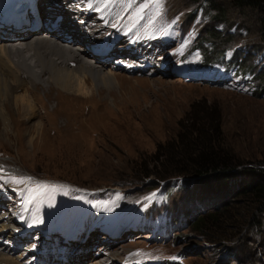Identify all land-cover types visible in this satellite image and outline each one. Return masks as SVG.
Instances as JSON below:
<instances>
[{
    "label": "rangeland",
    "instance_id": "374dc122",
    "mask_svg": "<svg viewBox=\"0 0 264 264\" xmlns=\"http://www.w3.org/2000/svg\"><path fill=\"white\" fill-rule=\"evenodd\" d=\"M101 2H110L108 11L111 10L104 40L117 27L114 40L123 39L131 47L138 45L144 51L140 62H147L135 71L105 65L104 73L113 79L111 85H98L90 76L85 90L76 95L40 80H36L35 86L29 84L27 93L14 86L10 99L13 122L8 127L0 123V197L6 199L5 210L14 212L7 220L20 226L29 212L38 216L28 245L38 240L41 254L44 247L53 254L56 244L51 237L76 242L87 224L96 220L98 250L93 255L109 250L104 259L110 256L108 261L113 260V264H264V214L257 226L241 234L238 229L218 234L215 228L213 233H201L194 231V222L172 230L159 228V224L155 227L157 223L151 226L147 223L149 218L138 210L141 206L146 208L155 197L160 198L164 184L155 176L135 178L154 159L159 144L176 136L180 121L194 103L199 108L214 106L221 114L227 147L234 150L242 167L229 177L186 178L185 188H180L182 182L180 187L176 185L182 189L173 195L176 207L180 212H200L202 217L228 200L233 208L230 214H237L240 222L254 210L248 197L234 200L230 194L235 187L261 180L260 169L264 168V39L255 15L229 9L227 24L218 26L223 38L234 34L230 51L240 50V59L249 65L247 75L242 71L236 76L234 69L231 75L220 71L222 75L201 81L188 71V65L193 64L195 70H201L197 66L201 57L198 49L186 58L183 55L195 37L207 36L212 25L206 19L186 23V30L178 25L182 22L178 14L185 13V20L193 0ZM60 28L65 36L68 31L62 25ZM253 44L261 48L251 47ZM71 64L77 67L75 62ZM33 66L38 73L40 65ZM210 67L216 69L217 64ZM44 75L46 80L49 71ZM20 96L25 97L26 103L32 102L36 108L33 113L38 116L30 118L26 111L25 115H17L15 98ZM11 177L23 178L25 182L17 184ZM40 178L49 179L43 182ZM4 184L18 185L21 190L7 197ZM198 199L208 205L205 213ZM123 219L132 223V229L112 240L117 222ZM56 220L59 223L53 225ZM208 236L218 242H212ZM17 240L18 237L13 242ZM108 240L109 244H105ZM24 246L23 243L17 252L8 250L5 255L14 261L29 259L17 257L31 248ZM49 259L52 263L53 257ZM82 260L84 264L83 257Z\"/></svg>",
    "mask_w": 264,
    "mask_h": 264
},
{
    "label": "trees",
    "instance_id": "16d2710c",
    "mask_svg": "<svg viewBox=\"0 0 264 264\" xmlns=\"http://www.w3.org/2000/svg\"><path fill=\"white\" fill-rule=\"evenodd\" d=\"M191 6L185 20L183 18L185 13L178 14L179 20H182L180 22L182 30L188 28L186 23H196L198 17L206 19L212 25L206 37L199 35L194 38L188 51V53L196 49L201 51L203 58L198 65L222 64L227 72L234 67H237V70L248 67L245 59H240V50L233 51L230 55L229 45L234 34L230 33L228 37L223 38L218 32L220 31L218 26L227 24L229 9L239 12L249 11L255 15L259 32L264 39V0H193ZM250 46L261 48L256 44ZM227 146L219 109L214 106L199 108V104L194 103L180 121L176 136L159 144L154 159L149 162L147 168L135 176L140 180L155 176L163 182L161 185L164 184L159 193L160 198L155 197L149 201L146 208L141 206L138 211H142L143 215L149 218L150 223H157L171 230L177 227L182 229L184 225L189 226L194 222V231L201 233L207 231L213 233L215 228L218 234L219 231L233 233L236 229L241 234L244 230L257 226L264 214V168L260 169L261 180L242 184L241 188L235 187L236 190L230 194L233 195L234 200L239 196L249 198V206L254 210L247 214L245 221H237L239 216L230 214L233 208H230L228 200H223L224 203L221 201L216 204L217 206L213 205L215 206L213 210L202 217L199 216L200 212L189 213L185 210L180 212L176 207L173 195L177 190L186 187V178L229 177L242 167V163L234 155V150ZM181 182L183 187L179 186ZM177 184L182 189L176 188ZM203 201L198 199L197 203L205 213L208 205ZM209 206L212 207V204ZM159 217L161 219H158ZM210 236H208L209 240L218 242L216 238Z\"/></svg>",
    "mask_w": 264,
    "mask_h": 264
},
{
    "label": "bare ground",
    "instance_id": "6f19581e",
    "mask_svg": "<svg viewBox=\"0 0 264 264\" xmlns=\"http://www.w3.org/2000/svg\"><path fill=\"white\" fill-rule=\"evenodd\" d=\"M36 1L38 2L39 0ZM46 2V4L42 5L44 8L39 10L44 22L43 25L39 27H31L28 25L25 26L24 31H7L0 36V43H5L0 45V123L4 124L5 127L10 126L11 122H13L12 114L14 115V113L11 111L10 99L12 98L14 86L24 88L27 93L30 88H28L29 84L35 86L38 84L36 80H40V83L41 81L47 84L51 83L57 85L61 91L76 95L81 94L80 92L85 90L84 85L90 81V76L93 77L94 82L98 85H111L113 81L112 76L109 73H104L105 65H110L111 62L101 61L100 58H97L99 57L97 53L92 56L89 55L86 47L81 44L83 37L93 44L96 52L99 53L107 51L108 46H110L109 52L111 54L118 48H122L123 50L127 47L123 39L113 41L116 30L105 41L108 44L101 42L107 28L98 25L94 29H91L94 25L92 19L95 13L89 14L83 24L79 21L74 23V18H79L77 7L81 4L80 0H46ZM89 3H94V6H99L102 12L108 11L110 7V3H104L101 0H89ZM54 12H58L57 14L61 18L62 26L72 34L71 40L56 31L44 28V25L52 21V14ZM110 16L111 10L108 11L107 18L109 19ZM87 22H90L91 25H88ZM72 32H75V35ZM16 42H22L23 46H16ZM81 48H84V50ZM142 52L144 51H138L137 55L133 58V62L137 63L144 56H142ZM84 57H88L89 60L84 61ZM126 59L127 56L122 53L114 55L113 58V60L120 63L126 61ZM30 60L33 63H28ZM64 61H66L65 66ZM72 62H75L77 67H71ZM33 64L36 66L40 65L41 68L38 73H36L37 71H35ZM110 66L113 67L112 65ZM113 68L117 69L119 66L114 65ZM46 71H49V75L44 80V73ZM11 81H14V83ZM23 98L25 97L20 96V99L15 98L16 108L18 110L17 115H25L26 111V116L30 115V118L38 116L36 113H33L36 108L31 104L32 102L26 103ZM22 106H27V108L24 109ZM0 202L5 203L2 197H0ZM2 206L4 208L6 207L5 205ZM2 216L0 214V264H57V256L54 257L52 263L48 262L49 258L47 254H42L38 257L35 256L38 253L36 246L34 249L28 250L24 256H17L18 258L21 257V260L29 256L28 260H22L20 262L7 257L5 254H8V250L17 252L23 248V243L25 246L30 243L34 233L33 227L37 225L39 217L34 215L33 212H30L26 217L27 220H24V224L22 226H16ZM91 226L93 228L94 224L87 226V233L83 234V239L80 240L76 253L74 252L75 258L79 259H72L70 262L72 264H81L83 257L85 261H89L91 264H98V262L99 264H113L112 261H108L111 259L110 256L104 259L105 254L93 255V251L98 250V246L95 241L96 231L92 228L89 230ZM16 237H18V240L13 242ZM54 241L56 245L61 247L67 246L69 243V240L65 242ZM7 242H9V245ZM36 244L38 246V241H36ZM1 245H4L7 249L4 250ZM58 255L61 256L62 260L69 257L66 253H58Z\"/></svg>",
    "mask_w": 264,
    "mask_h": 264
},
{
    "label": "snow or ice",
    "instance_id": "6c2138e0",
    "mask_svg": "<svg viewBox=\"0 0 264 264\" xmlns=\"http://www.w3.org/2000/svg\"><path fill=\"white\" fill-rule=\"evenodd\" d=\"M11 179L17 184H22L25 182L23 178L17 179L15 177H11Z\"/></svg>",
    "mask_w": 264,
    "mask_h": 264
}]
</instances>
